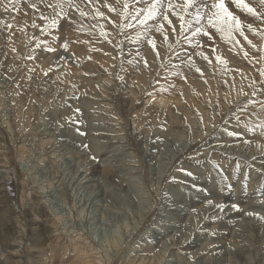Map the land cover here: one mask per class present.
<instances>
[{
  "label": "rangeland",
  "instance_id": "374dc122",
  "mask_svg": "<svg viewBox=\"0 0 264 264\" xmlns=\"http://www.w3.org/2000/svg\"><path fill=\"white\" fill-rule=\"evenodd\" d=\"M5 1L11 7L7 11L8 17L4 16V12L0 13V181L13 177L19 180V187L11 193L15 195L11 203L15 221L6 224L4 216L0 217V247L4 248L11 239H17L20 241V255L15 258L4 257L0 263L37 264L35 261L40 251L45 252L48 243L29 237L30 220L32 214L33 217L42 218L46 211L48 224L52 225L58 219L56 222L61 232H66L64 234L69 237L77 238L81 235L88 241L92 240L102 255L106 252L108 256L115 258V264H124L127 257L134 256L137 250H141L137 251V259L142 256V260L152 264H264V228L252 229L255 224L249 220L240 221L235 228L226 227L224 220L229 215L225 212L226 201L220 198L221 193L227 191L234 194L244 192L251 198L254 195L255 198L246 200L247 203L236 200L230 202L247 206L244 213H254L259 221V216L264 215V194L261 193V189H264V170L249 157L252 149L264 146V104L259 98L247 95L248 98L241 97L236 102L231 101L230 98L235 97L233 93L226 90L222 83L220 86L216 83L217 88L211 94L219 100L229 98L228 102L231 104L229 109L227 107L223 111V115L218 106L208 105L206 99L209 91L204 93L207 95L199 93L206 97L204 101L201 97H195V101L201 105L195 109L193 106L190 108L184 103L180 104L178 111H186L183 116L187 117L169 115L166 111L162 114L159 107L163 104L160 103L158 107L159 100L153 96L157 92V84L168 77L175 79L177 83L184 82V79L181 72L172 73L166 66L165 74L157 71L153 75L148 71L150 60L145 44L149 39L161 37V34L155 36V28L158 26L156 21L140 25L131 19L141 9L134 5L135 0H124L123 4L121 0H96L91 5L87 1L78 2L80 8L88 14L86 17H81L76 8L70 7L68 0H22V6H14L17 0ZM33 3L36 8L30 7ZM125 4L128 5L127 10L124 8ZM107 5L115 7L116 11H110ZM96 9L103 12L104 16L95 15ZM190 9L187 13H180L184 15L185 25L202 24L201 20L197 23L195 14L192 15L194 18L189 15ZM64 13L69 14L66 21L68 24L62 25L64 33L60 32L65 43L52 42L50 39L53 38V30L58 32L61 23L65 22ZM54 17L58 20L57 28L51 27ZM116 20H119V26L114 24ZM164 23L167 27V23ZM128 24L133 27H126ZM102 32L105 35H101ZM125 34L147 37V41L142 37V41L134 43V46L131 44L130 50L134 51L137 58L132 55L133 57L128 58L129 61H126ZM171 34L173 33L169 30V35ZM18 35L27 42V47L21 55L23 62L18 60L19 63H16L14 55L10 56L9 44ZM228 40L230 41L229 38ZM43 46L51 47L52 52L59 48H68L73 52L76 47L89 55L77 72V78L87 83L109 77L108 71L98 65L99 61L113 64L112 59L118 58L113 85L103 90L88 89L85 93L72 89L71 86L54 88L52 63L55 59H49L51 67L47 68L39 67L36 61L39 57L37 53ZM233 48V53L238 55L236 46H232ZM19 51L15 50V54H20ZM171 52L172 55L168 57L170 62L175 60L173 54L176 49ZM141 62L144 70L140 74ZM207 66L210 67L209 70H214L211 64ZM196 72L190 73L193 75L190 84L192 89L193 84H197L195 79L202 77V73ZM134 73L136 77L131 76ZM149 74L150 90L131 106L128 94L124 93L125 81L132 82L137 76L144 81ZM261 82L264 81L261 80L252 88L260 89ZM22 83L21 89L19 85ZM160 86L166 87L164 82ZM168 88L164 90L170 92V87ZM180 97L183 100L182 95ZM148 100L151 101L147 102ZM23 101L26 103L21 126L14 109L18 104L23 105ZM28 111H31L30 118ZM154 117L161 120L154 121ZM134 123L141 125L143 135L156 133V137L149 140H155L154 147L150 142H142L137 129L133 127ZM241 142L250 147V152L238 146ZM214 145H217L216 149ZM103 150L111 157L103 155ZM112 150L119 154L112 157L109 153ZM105 158L109 160L107 163ZM102 159L107 167H111L109 169L114 168L115 172L123 176V179L120 176L116 181L106 176L100 179L104 182L102 185L106 189V196L110 195V198L98 196L101 188L99 179L91 181L90 176H86L83 171L88 168L87 171L92 175L95 166ZM95 160L96 165L93 163ZM76 164L80 166L79 170ZM189 172L192 173L191 176L188 175ZM95 175L101 176L98 171ZM36 196L39 198L35 199ZM193 199L195 205L189 206V201ZM94 200L97 202H93ZM106 200H109L108 203ZM182 200L187 202L183 203ZM197 206L201 208L197 210ZM182 208L186 209L187 214L181 215ZM200 210H205V213L201 214ZM171 221L174 222L166 224ZM261 222L264 225V220ZM173 223H181L179 231H173ZM15 225L17 231L13 232L11 227ZM153 228L167 231L170 233L169 237L173 236L165 251L160 248L161 244H155L161 241L153 233ZM181 229L183 230L180 231ZM195 238L200 240V244L194 247L183 246ZM65 242L66 240H61L57 248H54V264H68L70 260H75L77 254L72 255L70 246L69 252L65 248L61 250ZM134 246L142 249H135Z\"/></svg>",
  "mask_w": 264,
  "mask_h": 264
},
{
  "label": "bare ground",
  "instance_id": "6f19581e",
  "mask_svg": "<svg viewBox=\"0 0 264 264\" xmlns=\"http://www.w3.org/2000/svg\"><path fill=\"white\" fill-rule=\"evenodd\" d=\"M20 1H22V0H17V2L14 4V6H19L22 3H24V2L21 3ZM85 1H87V0H85ZM94 1H96V0H94ZM78 2L81 3V0H74V3L77 4ZM178 2L179 3H183V0H178ZM123 3H124V0H121V4H123ZM202 3H209L210 4L211 0H199V2L197 3L196 7H193V8L190 9V14L189 15L192 16V15L195 14V17H196L197 9L200 10L201 15H206L207 10L201 7ZM134 5L138 6L141 9H143V8H145L147 6L146 3H145V0H135ZM253 6L257 7L258 10H260L259 6L257 4L254 3ZM9 7H11V4L8 1L0 0V13L2 14L4 12V16L5 17L9 16L8 12H7ZM231 7H234V6H231ZM26 10L29 12L28 8H26ZM237 14H239L241 16V20L242 21H245L246 23H252L253 27L257 29L256 33L248 31L247 29L245 30V34L248 36V39L252 41V44H249L247 40H244V38L242 36H240L239 33H233L232 37L229 38L226 34H222V33L218 32V31H216L215 29H211V32L213 33V35H212V37L210 39L208 37L203 36L202 34H195L194 35L193 33L195 32V30L198 27H201V26L207 27V19L206 18H205L206 20L205 19L201 20V21H203L202 24H200V23L198 25L191 24L189 26L184 25L186 30L182 32L180 30V22L175 17H170V18L173 20V25L176 27L177 31L175 33L169 35L167 41L163 40V36L162 35H161V37H158V36H160V34L157 33L155 36H157L158 38L157 39L154 38V40L156 42V48L155 49L152 48L151 44H149V43L145 44L147 46L145 51L146 52L148 51L147 53H148L149 60H150V62H149L150 63V67L148 68L149 69L148 71H150L151 74L155 75V72H157V71H158V73L160 72V73H164L165 74L166 71L164 69L167 68V70H170L172 73L181 72L180 74H182V77L184 79V82L181 81V83H177V81L175 79H172L171 77H168V78L162 79V82H164V86H166V87L160 86V84H162L161 80H160L159 84H157L158 87L155 88V89H157V92H155L153 94V96H155V98L157 100H159L158 107L160 106V103L163 104V106L159 107V110H160L159 112L160 113L166 111V112L169 113V115L170 114H175L176 116H178V117L182 116V118H183V117L186 116V115L183 116L184 114H186L185 113L186 111H184L183 109H181V111H184V112L178 111L180 109V104L184 103L186 106H188L190 108H191V106H193V108L195 109L196 107L201 106V105H199V102L197 103V101H195V97H197V99H198V97L199 98L201 97L202 100L203 99L205 100L206 97L204 95L208 94V97L211 96L210 98L207 97V99H206L208 105L209 106H214V107L218 106L219 110L221 111L220 113L222 114L223 111L227 107H228L227 109H229V105L231 106V104L228 102L229 98L227 100L223 99V98L219 100V99H217V97L215 95L211 94V92H213L214 88L216 87V83H217V86H218V84L220 86L221 83H222L223 86L224 85L226 86V90H228L230 93H233V96H235V97H234V99L230 98L231 101L235 100V102H236L239 99H241V97H245L246 98L247 95L249 97L256 95L255 98H259V101L264 104V82H261V84H259L260 85V89L256 90V89L252 88L256 84H258L261 80L264 81V22L255 21L252 17L248 16L246 13H240L239 10H237ZM21 15H22V13L20 14V17H21ZM114 19H116V18H114ZM118 21L119 20H116L114 24H117ZM195 23H196V21H195ZM63 24H66V21L62 22L61 25H60L61 27L58 28L59 29L58 30L59 33L57 31L53 30V35H51V37H53V38L50 39L52 42L53 41L54 42L56 41L57 43L58 42L59 43L64 42L63 41V37L60 36V32L64 33L63 30H62L63 29V26H62ZM72 25H74L73 22H72ZM117 26H119V25L117 24ZM166 28H169V26H167ZM127 33L129 34V31ZM125 35H124V39H125V43H126L125 44V46H126V53L125 54H126V57H127L126 61H129L130 59H128V58H131V57L135 56L134 53H133L134 51L130 50L131 49V44H132V46H134L133 44L134 43L136 44L137 42H139L142 39V37H144V35H142L141 38H139V36L135 35V34H133L132 36H129V35L127 36L126 35L127 37H125ZM18 36L20 37V39H18ZM18 36H17L16 40L12 41V43L9 44L10 56L14 55L16 63L18 62V60L22 61L23 57H21V55L24 54V51H25V49L27 47V42L24 41L23 37L21 35H18ZM226 37H228L231 42ZM50 40H48V42ZM143 40L147 41V37L145 36ZM236 41H238L239 43H236ZM164 42H167V43H164ZM49 44H51V42ZM55 44H53V45H55ZM169 45H171V47H169ZM253 45H255V47H253ZM0 46H1V42H0ZM232 46H236V50L238 51V55L236 54L237 56L235 55V53H233L232 50H235V48L232 49ZM174 48L176 49V52H174V54H173V55H175V58H174L175 60L170 62V59L168 61V57H170L172 55L171 50L174 49ZM67 49L59 48V49H55L56 52L55 51L52 52V51L48 50V47L43 46V47H41L39 49V51L37 53V55H39V57L37 56L38 59L36 61L38 62L37 64H39L38 66L39 67L41 66V68L51 67L50 66L51 62L49 61L50 58H54L55 61H56V63H55V61H54V63H52L53 66H54V67L52 66L53 69H54L53 70L54 71L53 72L54 75L52 77L54 85H52V86H54V88L55 87H61V86H64L65 88H67V87L71 86L72 89L81 90L82 92L84 91V93H85V91L88 90V89L89 90H93V89L94 90H100L102 88V90H103L105 87H107V86L111 87L113 85L112 83H113L114 75H116V70H117L116 69L117 68L116 64L118 63V61H117L118 58L117 59L116 58L112 59L113 64H110V63L109 64H104V63L99 61L98 65L102 66L104 69H106L108 71V76L109 77L106 78V79H100L98 82L90 81V82L87 83V82H84L83 80L77 78L78 77L77 74H79L77 72H79L80 69H81V67H80L81 63L84 62V59L86 57H89V55H87L85 52H83L82 50H79V48H76V47L73 50V52L71 51V49H69V50H67ZM15 50L16 51L20 50L19 51L20 54H18V53L15 54ZM151 51L154 52L155 54H152ZM157 53H159V54L157 55ZM200 53H203V55L207 56L208 59L205 60L203 58V56L200 55ZM245 53H247V55H245ZM47 57H48V59H45ZM135 57L137 58V56H135ZM218 57H219V59H218ZM209 61H211V63ZM207 64L208 65L211 64L213 66L214 70H212V69L209 70L208 68H210V67H208ZM16 66H18V65H16ZM139 66H140L139 68H140V74H141V71L144 70L142 68L143 67V63L141 62ZM165 66H166V68H165ZM197 69H199V71H198L199 74L202 73V77L200 76V78L195 79L197 81V84H193L194 88L192 89V88H190L191 87L190 84L192 83L191 81H192L193 75L190 74V73L196 72ZM195 74H197V72ZM221 75H222V77L220 78L219 76H221ZM131 76L134 77L135 73L131 74ZM150 77L151 76L149 74V76H147L144 81H142L138 76H137L136 79L134 78L135 80L132 81V82H131V80H126L125 81L124 87H123V88H125L124 93H126V95L128 94L127 95V99H129V102H130L131 106L135 105L134 104L135 101L138 100L140 96H142L146 91L150 90L151 86L148 83ZM190 78H191V80H190ZM195 80H194V82H195ZM135 82H139L140 84L139 83L137 84ZM15 84H17V82ZM23 84L24 83L19 85V87L21 89L23 88ZM168 87H170V92H166L164 90L165 88H168ZM206 91H209V92L207 94H204V93H206ZM218 92H215V93L217 94ZM199 93L204 94V95L202 96ZM180 95H182L183 100L181 99ZM222 96H223V94H222ZM214 97L216 99H213ZM150 101L148 100L147 102H150ZM25 103L26 102L23 101V105H19L18 104L16 106V109H14L16 111L14 113H16V117H17V119L19 121V125H21L20 123L23 121L22 118H23V115L25 113V112L23 113ZM232 105H234V104H232ZM262 108L264 109V106ZM187 110H188V108H187ZM219 110H218V112H219ZM191 111H188V112H191ZM199 111H201V110H199ZM233 111H235V109ZM197 114H199V113H197ZM30 116H31V111H28V117L30 118ZM25 117L28 118L27 116H25ZM203 118H205V117H203ZM203 118L201 117V119H203ZM15 120H16V118H15ZM153 120L154 121L161 120V118H157L156 119L154 117ZM208 120H209V118H208ZM171 123L174 124L175 121H171ZM204 123H206V122H204ZM133 127L137 129V134L140 135L141 140H142V142L144 144H146V142H150L149 141L150 139L156 137V133H153V132H152L153 135H150V136H148V134L143 135V133H144L143 128L141 127V125H138L137 123H134ZM62 132L63 131L61 130V133ZM154 141L155 140L153 139L150 142V143H152L153 147L155 146ZM80 145H82V147H83L82 143H80ZM238 146L242 150H246V149H247V151L250 150V147H248V145L245 144V142H241L240 144H238ZM214 147L213 148L216 149L217 145H214ZM218 147H220V146H218ZM221 148H223V147H221ZM148 152H150V150H148ZM102 153H103V155H106V157H109V158L111 157V156L107 155L106 154L107 152H104V150H103ZM109 153L112 154V157H113V155L116 156L117 153L119 154L118 151L115 152L114 150H112V152H109ZM249 157L253 158V160H255L253 162H255L257 165L261 166L263 168V170H264V146L259 145V146H257L255 148V150L252 149V151L249 153ZM69 159L71 160V157H69ZM105 159L107 160V158H105ZM72 160H74V159H72ZM96 161L97 160H95L93 162L94 165H96ZM108 161L109 160H107L106 163ZM89 163L92 164V162H89ZM81 164L84 165V162H82ZM91 164H89V165H91ZM76 166L78 168L79 165L76 164ZM106 167L107 166L104 163V159H102V160H100L97 163V166H95V170L96 171L94 170V173L92 175H90L91 172L87 171L88 168L84 169L83 171H84L86 176L87 175L90 176V178H91L90 180L91 181H96V180L99 179L98 183L101 185V188H100V192L98 193V196L102 197L104 195L105 198H107V197L110 198V195L106 196V193H107L106 189L102 185L104 182H103V180L100 181V179L103 178L104 176H106V177L112 178L114 181H116V179L118 177H120V176H121V179H123L122 178L123 176L121 174H118L117 172H115L116 170H114V168L109 169L111 167H107V168ZM92 169H94V167ZM78 170H79V168H78ZM97 171H98V173H100L101 176H96L95 175V172L97 173ZM121 173L122 174H126L125 172H121ZM80 176H81V174H80ZM2 179H3V177H2ZM18 187H19V180L15 179L13 177L12 178H8L6 180L4 179V181H2V180L0 181V217L4 216V218H5L4 222H6V224L15 221V218L13 220V216L14 215H12V210L13 209L11 207V203L13 202V199L15 198V195L11 194V193L13 191H17ZM91 187H93V186H91ZM91 187H89L90 190H91ZM127 187L129 188V186H127ZM94 188L97 190L96 187H94ZM94 188H92V189L94 190ZM93 193L91 195H93ZM112 193H113V191H112ZM95 194H97V192H95ZM252 195H253V193H252ZM91 197H94V196H91ZM251 197H250V195L245 194L244 192H239V191L236 194H234L232 192H229V191H227L224 194L221 193L220 198L224 199L226 201L225 202V204H226L225 206H227V207L225 209V212H227V214L229 215L228 216L229 218H227V220H224V224H225L226 227L232 228L234 226L233 228H235L236 225H238L240 221H244L245 222V220L246 221L249 220L252 224H255L254 226L250 225V226L253 227L252 229L255 228V230H259V229L262 230V228H264V225L261 224L263 222H261V220L259 221L257 219L258 218L257 215L249 216V215L244 213L245 212L244 210L247 208V206L245 207V206L238 205V209H237V208H233L232 207V205H234L235 203L230 202L231 200H236V201H239V202L247 203L246 200H250V199L253 200L255 198L254 195H253V198H251ZM37 198H39V196L35 197V199H37ZM105 198H104V200H105ZM205 199H206V197H205ZM109 200L111 201V199H109ZM109 200H106L107 203H108ZM193 201H194V199L189 201L190 202L189 206L195 205V204H193ZM197 201H199V198H197ZM93 202H97V201L94 200ZM182 202L184 203V202H187V201L182 200ZM185 207H188V206H185ZM96 208H98V207L96 206ZM174 208L176 209V211H179V210H177V207H174ZM200 208H198V206H197V210H199ZM181 211H182V214L179 213L181 215H184L187 212L186 209H183V208H182ZM200 213L201 214L205 213V210H200ZM33 216L34 215L32 214V216H31L32 218L30 220L31 223H30V226H29V228H30L29 237H31L32 239H35V240L38 239L39 241L40 240H42V241L45 240L48 243L47 246H46V249H45L46 251L45 252L44 251H40V254L37 257L38 259H37V261H35V262H37V264H52L53 260H54V256H53L54 248H57V246L59 245V242L61 240H66L65 244H63L64 246L63 245H62L63 247L61 246V250L63 248H65L66 251L69 252V250H70L69 246H70L71 247L70 251L72 252V255L77 254L76 258H74L75 260H73V261L70 260L71 264H115L116 263L115 258L112 257V256H108L106 254V252L103 253V255H102L101 252H99V250L97 249L96 244L92 240L88 241V239L84 238L81 235H80V237H77V235H76L77 238H75L74 236H73L74 238L72 236H70V237H72V238H70L69 236L64 234L66 232H64V233L61 232L60 226L56 222L58 219L55 220L54 224L53 223H52V225L48 224L47 223L48 214H47L46 211L43 213V217L42 218H38L37 216L33 217ZM172 222H174V221L167 222L166 224L170 225ZM247 224H248V222H247ZM179 226H181V223H173L171 227H173V231H175V230L179 229ZM16 228H17V225H15V227H11V230L13 232H16L17 231ZM183 229H181L180 231H182ZM12 231H9V232H12ZM153 233H155V236L157 237V239L161 241V242H158V243L156 242L155 244H161L160 248H163V251H165V249L168 247L169 242H170L171 238H173V236L171 235V237H169L168 234H170V233H168L167 231L163 232L159 228L158 229L157 228H153ZM68 234H70V233H68ZM78 235H79V233H78ZM12 237H13V235H12ZM196 238L194 240H190L188 243H185V245H183V246L194 247L197 244H200V240L196 239ZM180 240H181V238H180ZM70 241H71V243H70ZM186 241H188V240H186ZM180 244H181V242L179 243V245ZM179 245H177V246H179ZM141 246H143V245H141ZM173 246H175V244ZM18 247H20V241L17 240V239H14V240L11 239V241H9L7 246H4V248L0 247V260H2L4 257H7V256H10V258L19 257L20 254H19V248ZM202 247H204V245H202ZM134 248L135 249H142V248H140V246L139 247L134 246ZM137 251H141V250H137ZM137 251L135 252L134 256L127 257V259L124 262V264H152V262L148 263L147 258H146L147 262H145L144 259L142 260V258H141L142 256L140 258L138 257V259H137L136 258L137 257ZM242 251L243 250L241 249V252ZM166 252H164V253H166ZM169 252H172V251H169ZM186 255H188V254H186ZM151 258H152V256H151ZM163 258H164V256L162 257V259ZM14 260L15 259H13V261ZM154 260H156V259H154ZM54 263H55V260H54ZM70 263H68V264H70ZM62 264H66V263H62ZM156 264H161V262L160 263L158 262ZM171 264H172V262H171Z\"/></svg>",
  "mask_w": 264,
  "mask_h": 264
},
{
  "label": "snow or ice",
  "instance_id": "6c2138e0",
  "mask_svg": "<svg viewBox=\"0 0 264 264\" xmlns=\"http://www.w3.org/2000/svg\"><path fill=\"white\" fill-rule=\"evenodd\" d=\"M85 0H81V3H84ZM199 0H183V3H179L178 0H145L146 7L137 11L134 15L131 16V19L137 21L140 25H146L149 21H156L157 27L155 28V32L160 33L163 36V40L167 41L169 35V29L172 33L177 31L176 27L173 25V20L170 17H176L180 22V30L185 31V21L184 15L180 13H187L188 9L196 7ZM88 4H93L94 0H87ZM257 4L259 9L253 4ZM68 4L70 7L76 8L77 12L81 17H86L88 14L80 8L79 4L74 3V0H68ZM110 11L115 12L116 8L107 5ZM234 6V7H231ZM30 7L36 8V4H31ZM52 7V5H49ZM201 7L206 9V15H201L199 9H197L196 17L197 22L200 20L207 19V27L201 26L198 27L195 34H202L209 39L212 37L213 33L211 29H215L216 31L226 34L229 38L232 37L233 33H239L240 36L247 40L249 44H252V41L248 39V36L245 34V30L251 31L253 33L257 32V29L253 27L252 23H246L241 20V16L237 14V10L240 13H246L248 16L252 17L255 21L264 22V0H211V3H202ZM125 10H127L128 5H124ZM179 9V12L177 11ZM61 12H63V8H61ZM95 15L103 17L104 13L99 11V9L95 10ZM142 16V18H140ZM44 19H48L47 17H43ZM64 20L67 21L69 18L68 13H64ZM73 23L75 20L73 18ZM169 26V28L165 27V23ZM58 20L54 17L51 20V27L57 28ZM126 27H133L132 24L126 25ZM101 35H105V33H101ZM152 45V48H156V42L154 39H149L147 41ZM236 43H239L236 41ZM199 46V45H198ZM171 47V45H169ZM255 47V45H253ZM49 51L53 49L51 47L48 48ZM159 53H157L158 55ZM205 60L208 59L207 56H204L203 53H200ZM247 55V53H245ZM219 59V57H218ZM211 63V61H209ZM145 64L147 62L145 61ZM199 71V69H197ZM47 74V73H45ZM79 111V109H77ZM229 135H237L236 133H229ZM189 176L192 175L191 172L188 173ZM261 193L264 194V189H261ZM211 203V202H210ZM233 208L238 209V205H232ZM249 216L255 215L252 212L248 213ZM259 219L264 220V215L259 216Z\"/></svg>",
  "mask_w": 264,
  "mask_h": 264
}]
</instances>
